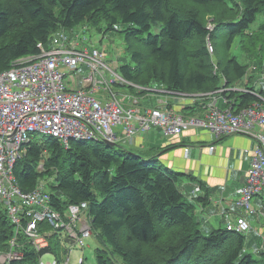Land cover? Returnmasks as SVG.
<instances>
[{
  "label": "trees",
  "instance_id": "trees-1",
  "mask_svg": "<svg viewBox=\"0 0 264 264\" xmlns=\"http://www.w3.org/2000/svg\"><path fill=\"white\" fill-rule=\"evenodd\" d=\"M260 12L264 16V0H0V73L37 55L38 44L46 48L58 28L105 21L126 39L133 62L118 73L109 69L127 83L115 88L135 96L159 86L169 94L200 95L179 111L183 116L201 117L209 96L226 102L218 109L237 113L264 105L251 75L246 79L255 69L250 64L263 56L264 22L254 26ZM249 79L243 91L232 90ZM45 176L56 180V193L49 192L52 210L87 204L96 264H264V253L261 259L246 253L244 233L225 228L204 234L194 206L177 188L184 175L161 169L155 157L118 144L70 141L65 147L52 137L32 138L15 164V182L29 193ZM47 228L39 225L40 232ZM13 230L0 205V251L8 250ZM45 233L49 245L39 251L19 234L23 260L13 264L56 256L51 238L61 242V231Z\"/></svg>",
  "mask_w": 264,
  "mask_h": 264
},
{
  "label": "built area",
  "instance_id": "built-area-1",
  "mask_svg": "<svg viewBox=\"0 0 264 264\" xmlns=\"http://www.w3.org/2000/svg\"><path fill=\"white\" fill-rule=\"evenodd\" d=\"M37 47V55L19 58L0 73V205L14 225L8 250L0 251V264L23 260V254L17 251L19 234L38 251L48 247L46 233L39 231L41 223L60 230V240L65 241L69 251L75 246L83 249L91 236L86 203L69 205L61 213L50 208L51 196L43 184L29 193L18 188L14 167L35 132L58 140L65 147L70 141H108L127 148L151 130H158L167 138L179 137L189 130H206L216 139L252 137L257 147L236 206L248 215L254 213L251 202L264 188V105L255 104L233 113L220 110L211 102L203 108L201 117L183 116L165 101L153 108H142L138 98L114 91L112 87L127 83L105 66L103 53L95 49L89 53L66 40L48 51L41 44ZM207 49L212 55L213 49ZM82 65H87L90 73L83 77L81 88L71 90L73 86L64 83L65 73L77 71ZM226 229L243 234L250 227L240 217L235 224L228 220ZM41 258L38 264H59L57 259L43 263ZM67 263L68 258L63 264ZM82 263L84 257L78 262Z\"/></svg>",
  "mask_w": 264,
  "mask_h": 264
},
{
  "label": "crops",
  "instance_id": "crops-1",
  "mask_svg": "<svg viewBox=\"0 0 264 264\" xmlns=\"http://www.w3.org/2000/svg\"><path fill=\"white\" fill-rule=\"evenodd\" d=\"M252 74L254 73H247L246 79ZM258 76L252 80V87L259 94L262 91L261 98L264 103V84L258 80ZM247 82L250 83V79L239 82L232 90L243 91ZM81 87L82 85L79 88ZM151 92L155 96L152 98L153 102L149 100L150 108L165 101L176 111L194 105L193 98L200 97L169 94L162 86L152 89ZM206 98L209 101L207 104L214 102L220 109L226 107V102L221 97ZM204 112L203 110V114ZM151 132L152 135L149 134ZM149 133L136 139L135 144L142 149L135 152L145 157H155L156 164L163 170L184 175L176 185L184 199L194 206L192 215L199 229L208 234L225 229L228 220L235 224L238 218H244L250 227L247 232L251 233V236L243 234L244 237L246 235V253L253 250L261 259L260 252H264V188L251 202L254 212L252 215L246 214L236 206L241 189L246 183V171L252 161L257 141L243 135L216 139L206 130H189L174 138L163 137L158 130H151ZM210 147L214 150L210 151Z\"/></svg>",
  "mask_w": 264,
  "mask_h": 264
},
{
  "label": "rangeland",
  "instance_id": "rangeland-1",
  "mask_svg": "<svg viewBox=\"0 0 264 264\" xmlns=\"http://www.w3.org/2000/svg\"><path fill=\"white\" fill-rule=\"evenodd\" d=\"M263 22H264V16L263 13L260 12L258 14V19L254 24V26L255 27L259 26L263 24ZM217 39L219 41V38ZM62 40H66V42L72 41V44H75L76 48L86 49L89 53H91L94 49L103 53V62L105 66L115 73H118L120 66L133 63L131 61L129 53L126 50V42H127L126 39L121 34L116 32L115 29L110 30L108 24L105 21H102L96 25L84 23L79 25L78 27H75L72 30L58 28L49 35V38L47 39V43L45 44L46 48L44 49L48 50V49H52L51 47H57L59 46ZM262 53L263 56L261 58H258V61H255V63H251L249 66L250 67L249 70H251L254 69L253 65H256L253 72L254 74L251 75V77L254 80H255V75H263L264 73V50ZM212 60L215 63L217 62L215 56L212 58ZM260 66L262 67L263 72L260 71L259 69ZM89 73L90 70L87 67V65H82L77 71H67L65 73L66 76L64 78V83L66 86H68V84L73 86L70 87V89L75 90L80 87L83 77L84 76L87 77ZM263 78L264 77H259L258 80H260V82L264 84ZM112 88L114 89L115 92L119 91V93L132 95L124 91H121L124 89L119 90L115 87ZM150 90L152 91V88H150ZM151 91L144 92L142 94H137L136 96L135 95L132 96L139 99L140 107L150 108L151 104L149 103V100L151 99V101L153 102L152 98L155 96ZM149 134L152 135L153 132ZM49 138L50 136L42 132L33 133V139L35 140L44 141ZM127 149L131 151H140V149L142 148L141 146H138L134 143L132 146L130 145L127 146ZM42 181L48 193L51 192V190L53 193H56V190L53 189V187H56V180L54 176H52L51 178L45 176L42 179ZM44 231L50 233L53 230L51 228H47V230ZM246 233H247L246 235L251 236V233L248 232ZM245 237H244V242H245ZM95 243L96 241H94L93 238H88L85 241V247L83 249L79 248L78 246H75L69 251V248L64 244V241L60 242L59 240L56 239V237H52L51 238L52 247H56L57 245L56 256L52 254L44 255L41 258V262L50 263L53 262L54 259H57L59 264H63L66 258H68L67 264H78L79 260L84 257L85 258L84 264H96L95 252H94V249L96 248ZM245 247H246V243H245ZM248 251H249L248 253H251L253 255L254 259H258V257L256 256L253 250H248ZM262 253L264 252H260V254Z\"/></svg>",
  "mask_w": 264,
  "mask_h": 264
},
{
  "label": "water",
  "instance_id": "water-1",
  "mask_svg": "<svg viewBox=\"0 0 264 264\" xmlns=\"http://www.w3.org/2000/svg\"><path fill=\"white\" fill-rule=\"evenodd\" d=\"M103 143L106 145V146H109V147H115L116 145H114L113 143H110L108 141H103Z\"/></svg>",
  "mask_w": 264,
  "mask_h": 264
},
{
  "label": "bare ground",
  "instance_id": "bare-ground-1",
  "mask_svg": "<svg viewBox=\"0 0 264 264\" xmlns=\"http://www.w3.org/2000/svg\"><path fill=\"white\" fill-rule=\"evenodd\" d=\"M222 89V88H221ZM137 90V89H136ZM221 93V92H220ZM214 94V93H213ZM213 94H211V95H213ZM209 96V95H208ZM196 100V99H195ZM229 109V108H228ZM230 110V109H229ZM223 138V137H222ZM225 138V137H224ZM221 139V138H220ZM69 257V256H68Z\"/></svg>",
  "mask_w": 264,
  "mask_h": 264
}]
</instances>
